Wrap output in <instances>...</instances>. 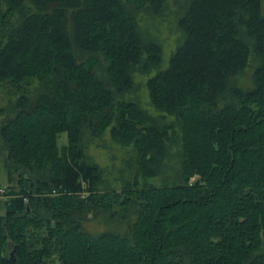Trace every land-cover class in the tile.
<instances>
[{
    "label": "trees",
    "instance_id": "16d2710c",
    "mask_svg": "<svg viewBox=\"0 0 264 264\" xmlns=\"http://www.w3.org/2000/svg\"><path fill=\"white\" fill-rule=\"evenodd\" d=\"M166 2L0 0V264H264L262 0H188L161 69L140 17ZM154 71L157 118L124 98ZM108 131L135 154L121 191L86 153Z\"/></svg>",
    "mask_w": 264,
    "mask_h": 264
},
{
    "label": "rangeland",
    "instance_id": "374dc122",
    "mask_svg": "<svg viewBox=\"0 0 264 264\" xmlns=\"http://www.w3.org/2000/svg\"><path fill=\"white\" fill-rule=\"evenodd\" d=\"M187 2L188 0H167L166 8L162 13L153 14L146 12L140 17V31L142 35L147 36L149 34L153 38L159 40L164 46L161 69L168 67L172 54L182 41L181 32L178 30V21L188 5ZM262 11L264 14V0H262ZM248 71L250 72L251 70L248 69ZM155 73L156 72L154 71L146 75L136 72L134 74L136 88L131 93L125 94L124 98L125 100L137 103L141 109L157 118L160 113L151 103L147 88L148 79L155 75ZM248 77L249 76H247V78ZM246 84L248 85V82ZM15 100L16 97L12 90L7 86L0 85V109H6ZM3 118V115L0 114V126ZM170 120H172V118H169V121ZM86 141V153L90 157L91 162L102 169L104 180L103 187L121 191L124 183L131 180L134 176L135 167L132 163L134 162V151L131 148H123L114 142L109 131L100 138L86 139ZM59 143H67L66 134L61 135ZM6 158L7 151L5 150L3 140L0 137V216L4 214V201L7 198L4 189L9 185L5 169ZM173 163H171V165H174ZM170 175H172V173H170ZM16 180L12 184L15 187L18 186ZM164 181L171 184L173 178L168 180L157 178L149 182L155 186H161ZM2 191H4V193H2ZM86 228L92 234L103 232L109 229L108 217L104 214L100 215L96 219L87 222Z\"/></svg>",
    "mask_w": 264,
    "mask_h": 264
},
{
    "label": "water",
    "instance_id": "95a60500",
    "mask_svg": "<svg viewBox=\"0 0 264 264\" xmlns=\"http://www.w3.org/2000/svg\"><path fill=\"white\" fill-rule=\"evenodd\" d=\"M198 181H199V179L197 178V179H195V180L193 181L192 184L194 185V184H196ZM12 255H14V253H12Z\"/></svg>",
    "mask_w": 264,
    "mask_h": 264
},
{
    "label": "built area",
    "instance_id": "2783aa9c",
    "mask_svg": "<svg viewBox=\"0 0 264 264\" xmlns=\"http://www.w3.org/2000/svg\"><path fill=\"white\" fill-rule=\"evenodd\" d=\"M2 193H4V191H2Z\"/></svg>",
    "mask_w": 264,
    "mask_h": 264
}]
</instances>
